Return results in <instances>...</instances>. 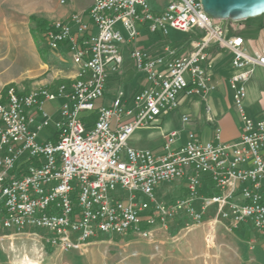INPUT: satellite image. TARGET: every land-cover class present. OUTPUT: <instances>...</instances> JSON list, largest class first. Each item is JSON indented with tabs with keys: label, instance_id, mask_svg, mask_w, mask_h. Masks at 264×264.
I'll return each mask as SVG.
<instances>
[{
	"label": "built area",
	"instance_id": "built-area-1",
	"mask_svg": "<svg viewBox=\"0 0 264 264\" xmlns=\"http://www.w3.org/2000/svg\"><path fill=\"white\" fill-rule=\"evenodd\" d=\"M86 15L88 21L72 13L44 32L53 56L76 68L70 83L0 93V230L38 229L47 245L69 251L101 234L150 238L155 227L209 216L231 231L247 224L264 237V116H252L245 105L250 76L264 68V47L250 50L242 36H229L200 0H166L159 11L150 0H92ZM138 22L164 36L173 29L194 37L160 53L133 48L141 81L128 96L117 87L104 102L108 83L123 76L124 36L116 25L133 38ZM212 49L230 54L237 140L221 139L206 106L211 140L188 128L183 143L178 130H169L158 150L131 145L137 130L156 128L184 99L204 100L215 89ZM83 112L95 113L90 124ZM206 176L219 194L200 193ZM163 183H183L184 194L165 200ZM237 190L240 201L233 199Z\"/></svg>",
	"mask_w": 264,
	"mask_h": 264
},
{
	"label": "crops",
	"instance_id": "crops-1",
	"mask_svg": "<svg viewBox=\"0 0 264 264\" xmlns=\"http://www.w3.org/2000/svg\"><path fill=\"white\" fill-rule=\"evenodd\" d=\"M28 1V0H27ZM27 1L22 3L10 4L11 7L7 9V13L0 8V92L6 89L9 84L15 85L17 88L22 81L29 80L31 84H38V86L46 87L50 90L54 89L58 83H70L75 77L77 71L71 65L68 58L66 60H57L53 56V52L48 49L45 41L36 40L30 32L29 15L35 14L36 16L43 17L49 21L65 20L73 12L83 13V19L88 21L86 11L91 5L92 0H87L84 6L77 3L69 2L66 5H60L52 10L50 8L43 9L45 14L37 15L40 11L38 8H29ZM166 0L158 5L154 4V0H150L151 7L154 11H159L164 6ZM6 10V9H5ZM260 16V15H259ZM259 18V19H258ZM253 24V25H252ZM251 26H244L241 21H226L224 20L223 26L232 27V33L227 29V34L240 35L237 33L240 29H245L246 34L243 35L248 49H258L264 47V17H256V21ZM222 25V24H221ZM116 27L121 31L124 36V41L119 45L121 53L125 58V53H130L133 48H140L152 51L153 53H160L166 45L180 46L183 43H176L170 41L167 36L162 35L160 32L149 31L145 24L138 22L136 24L137 34L130 38L127 31L120 23ZM170 32V31H169ZM169 34V33H168ZM212 57L214 59V75L212 77L216 87L212 90L207 97L202 100L198 97L186 98L183 100L181 106L161 118V125L158 124L159 130L156 137H161L162 134L169 130H178L180 138L185 137V129H193L198 132L201 139L209 141L212 139L213 125L205 120L204 111L208 106L216 124L221 127V139L225 142H232L237 140L240 134L241 122L237 112L232 104V91L227 84V77L233 72L230 64V54L226 51H218L212 49ZM132 76L128 77L124 82L123 76L112 78L105 88L104 102L109 101L117 87H122L123 83H129L130 87L137 85L141 78L135 72L134 68ZM258 79V80H257ZM124 84V85H125ZM29 89H20V91H28ZM246 109L249 114L256 117L264 116V68L256 67L247 82V98L245 100ZM54 103H47L46 109L51 113L53 112ZM193 115V120L189 122H182V115ZM160 123V122H159ZM149 130L147 136H152L154 133ZM183 133V137L181 136ZM48 131L43 135H47ZM132 141L139 142L140 135L132 136ZM134 147L140 148L131 143ZM158 150V149H155ZM264 187V181L262 182ZM238 186V184H237ZM173 197V196H172ZM174 197H178L177 195ZM233 199L240 201L241 197L239 190L235 191ZM226 228L229 235L236 237L234 232L236 230H229L225 222L217 229L222 230ZM248 240L245 243L252 241L251 237L260 239L264 247V237L256 235L247 224L239 227ZM240 234V235H242ZM250 237V239H249Z\"/></svg>",
	"mask_w": 264,
	"mask_h": 264
},
{
	"label": "rangeland",
	"instance_id": "rangeland-1",
	"mask_svg": "<svg viewBox=\"0 0 264 264\" xmlns=\"http://www.w3.org/2000/svg\"><path fill=\"white\" fill-rule=\"evenodd\" d=\"M24 1L26 2L27 0H0L1 11L4 10L6 14L7 9L11 7L10 4H13V2L18 4ZM86 1L66 0L65 3H60L59 0H28L27 4L29 3V8L36 9L40 7L41 10L37 12V15L43 16L45 14L43 9L50 8L55 10L60 5H66L69 2L84 6ZM162 2L163 0H154V4L160 5ZM36 17L44 19L50 24L55 22L43 17ZM256 17L262 18L264 13L260 16L249 17L239 21L244 26L249 27L256 21ZM68 18L58 21H67ZM214 21L224 24L222 19H215ZM226 21L229 22L230 20ZM232 30L231 26L228 27L230 33H232ZM237 33L242 34V36L246 34L245 29H240ZM193 37L194 35L191 32H180L172 29L167 38L172 42L183 43ZM129 54L125 53V63L123 64L124 82L133 74V63ZM124 84L122 88L126 96H128L131 87L129 83ZM8 86L17 90L43 87L38 86L36 83L31 84L29 80L22 81L19 84L20 88L13 84H9L6 87ZM107 98L110 100L111 96ZM81 116L84 122L90 124L95 118V113L88 114V112H83ZM187 118L189 122L194 119L191 114H188ZM159 122L161 125V121ZM158 130L159 126L151 129L150 131L154 133L151 137L147 136L149 130H137L133 136L140 135L141 140L135 142L131 140L133 139L132 137L129 143L134 142V145L140 148L159 149L163 140L161 137H156ZM181 136L183 137V133H181ZM184 141L185 137L181 138L179 143ZM161 188L164 189V192H167L164 196L167 201L176 195H183L184 191L183 183H163ZM210 218L209 216L205 217L198 224L176 220L166 226L153 228L150 238L101 234L92 238L79 249L69 251L54 249L47 245L42 239L43 232L38 229L23 231L0 230V264H264V247L262 245L263 242L260 243V239L251 237L252 241L245 243L241 239L240 234L243 232L240 229L234 232L236 237H238L234 238L229 235V231L226 228L217 229L223 221H214Z\"/></svg>",
	"mask_w": 264,
	"mask_h": 264
},
{
	"label": "water",
	"instance_id": "water-1",
	"mask_svg": "<svg viewBox=\"0 0 264 264\" xmlns=\"http://www.w3.org/2000/svg\"><path fill=\"white\" fill-rule=\"evenodd\" d=\"M214 19L239 21L264 13V0H200Z\"/></svg>",
	"mask_w": 264,
	"mask_h": 264
},
{
	"label": "trees",
	"instance_id": "trees-1",
	"mask_svg": "<svg viewBox=\"0 0 264 264\" xmlns=\"http://www.w3.org/2000/svg\"><path fill=\"white\" fill-rule=\"evenodd\" d=\"M29 19H30V32H31L32 36L36 40L43 41L44 40V32L47 30L50 23L44 19L36 17L35 15H30ZM8 87H6V88H8ZM200 193L204 194V195H215V194L220 193V189L216 188L214 183L211 181V179L206 176L204 178L202 186L200 188ZM183 194H184V191H183ZM177 196H181V195H177ZM170 200L171 199H169L168 201H170ZM141 226L147 227L146 223H142ZM241 238L244 240H248V236H246L244 234L241 235Z\"/></svg>",
	"mask_w": 264,
	"mask_h": 264
},
{
	"label": "bare ground",
	"instance_id": "bare-ground-1",
	"mask_svg": "<svg viewBox=\"0 0 264 264\" xmlns=\"http://www.w3.org/2000/svg\"><path fill=\"white\" fill-rule=\"evenodd\" d=\"M210 235H211V233H210ZM210 238V237H209Z\"/></svg>",
	"mask_w": 264,
	"mask_h": 264
}]
</instances>
